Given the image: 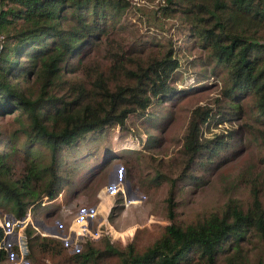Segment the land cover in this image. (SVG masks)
I'll return each mask as SVG.
<instances>
[{"label": "trees", "instance_id": "trees-1", "mask_svg": "<svg viewBox=\"0 0 264 264\" xmlns=\"http://www.w3.org/2000/svg\"><path fill=\"white\" fill-rule=\"evenodd\" d=\"M130 6L128 0H0V119L11 118L9 128L0 126V211L26 218L38 200L59 193L66 146L123 127L154 99L171 97L179 67L172 48L156 60L152 51L113 59L104 46L103 37ZM152 12L147 22L161 25L181 14L211 73L221 77L223 95L243 103L240 125L262 151L250 196L198 220L172 216L142 248L116 249L105 238L68 255L58 238L26 224L31 264L44 258L54 264H264V0H163ZM124 168L131 179V168ZM3 236L0 227V243ZM5 259L0 247V262Z\"/></svg>", "mask_w": 264, "mask_h": 264}, {"label": "rangeland", "instance_id": "rangeland-1", "mask_svg": "<svg viewBox=\"0 0 264 264\" xmlns=\"http://www.w3.org/2000/svg\"><path fill=\"white\" fill-rule=\"evenodd\" d=\"M128 1L127 13L103 37L104 46L113 59L152 51L156 60L172 48L179 61L170 81L174 91L167 102L154 99L144 113L129 115L123 127H106L66 146L67 158L59 166L65 179L54 199L38 200L24 219L0 211V247L6 251L0 264H31L19 249L25 245L26 224L58 238L68 255L85 242L105 238L116 249L130 243L142 248L172 223V216L198 220L219 213L230 199L250 196V178L260 169L262 151L240 125L243 103L223 95L221 77L211 73L181 14L163 25L147 22L163 0ZM10 120L0 119V126L9 128ZM124 167L131 168V179ZM80 223L88 233L77 234ZM255 245L253 260L260 250ZM43 262L54 264L48 258Z\"/></svg>", "mask_w": 264, "mask_h": 264}, {"label": "built area", "instance_id": "built-area-1", "mask_svg": "<svg viewBox=\"0 0 264 264\" xmlns=\"http://www.w3.org/2000/svg\"><path fill=\"white\" fill-rule=\"evenodd\" d=\"M2 41V35H0V42ZM95 213L94 214H90V216H93V218L95 217ZM83 220V219H82ZM80 221V222H83V221ZM81 224V226L83 227L81 230H79L78 232H77V234H82L83 235V233L84 232H86V233H88V230L87 229H84V228H86L85 227V223H80ZM18 236L19 237H21V234H18ZM19 249L22 251L23 250V252H26V246L24 245L23 246V248L22 247H20L19 246ZM21 256L20 257H22L24 254H20Z\"/></svg>", "mask_w": 264, "mask_h": 264}, {"label": "crops", "instance_id": "crops-1", "mask_svg": "<svg viewBox=\"0 0 264 264\" xmlns=\"http://www.w3.org/2000/svg\"><path fill=\"white\" fill-rule=\"evenodd\" d=\"M86 164H87V163H86ZM89 168H90V167H89ZM83 169H85V166H83L82 170H83ZM85 170H87V168H86ZM89 170H90V169H89ZM87 171H88V170H87ZM87 171H86V172H87ZM86 172H85V173H86Z\"/></svg>", "mask_w": 264, "mask_h": 264}, {"label": "water", "instance_id": "water-1", "mask_svg": "<svg viewBox=\"0 0 264 264\" xmlns=\"http://www.w3.org/2000/svg\"><path fill=\"white\" fill-rule=\"evenodd\" d=\"M97 173H98V171H97L96 173H94V176H95ZM21 219H24V217H23V218H21Z\"/></svg>", "mask_w": 264, "mask_h": 264}, {"label": "clouds", "instance_id": "clouds-1", "mask_svg": "<svg viewBox=\"0 0 264 264\" xmlns=\"http://www.w3.org/2000/svg\"><path fill=\"white\" fill-rule=\"evenodd\" d=\"M46 200H48V199H46ZM50 200V199H49Z\"/></svg>", "mask_w": 264, "mask_h": 264}]
</instances>
